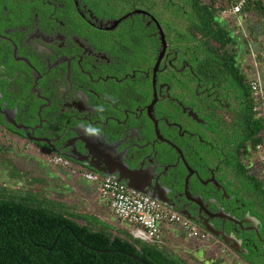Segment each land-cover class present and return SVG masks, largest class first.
Returning <instances> with one entry per match:
<instances>
[{"label":"flooded vegetation","instance_id":"af4514ba","mask_svg":"<svg viewBox=\"0 0 264 264\" xmlns=\"http://www.w3.org/2000/svg\"><path fill=\"white\" fill-rule=\"evenodd\" d=\"M95 6L0 0V130L80 173L124 178L242 263L264 264L253 184L264 178L250 170L264 144L255 158L236 127L248 91L150 10ZM137 10L147 14L116 25Z\"/></svg>","mask_w":264,"mask_h":264},{"label":"trees","instance_id":"16d2710c","mask_svg":"<svg viewBox=\"0 0 264 264\" xmlns=\"http://www.w3.org/2000/svg\"><path fill=\"white\" fill-rule=\"evenodd\" d=\"M91 1L98 9L110 8L115 16L143 9L150 10L166 27L173 23L177 38H189L200 59H214L210 62H217L218 71H225L244 85L250 102L236 124L243 148L250 142L255 153L257 146L264 144V117L254 111L257 103L251 90L252 76L243 74L237 66V43L232 36L243 30L250 56V47L260 45L253 58L264 66V0H245L241 12L230 19L222 17L232 4L225 0ZM227 20L231 28L224 26ZM240 22L246 23L245 29ZM253 184L264 221V182L258 179ZM132 256L146 264H188L164 244L134 239L119 220L115 226L95 215L80 214L68 203L0 186V264H143Z\"/></svg>","mask_w":264,"mask_h":264},{"label":"rangeland","instance_id":"374dc122","mask_svg":"<svg viewBox=\"0 0 264 264\" xmlns=\"http://www.w3.org/2000/svg\"><path fill=\"white\" fill-rule=\"evenodd\" d=\"M224 26L231 28V21L227 20ZM240 26L245 29L246 23H241ZM237 32H233L232 36L237 43L239 66L243 69L249 68L253 76L255 73L259 74L264 84V66L254 63L253 60L260 45L250 47L253 53L250 56L243 30ZM10 137L0 130V186L15 191L42 194L48 199L68 203L80 214L95 215L106 223L118 225L117 218L100 197L99 186L95 182L86 180L78 173L74 174L71 168L54 164L50 158L41 156L31 145L18 144ZM256 156L258 154L254 153L255 158ZM250 162V170L264 178V163L257 166L254 159ZM121 227L132 236L128 226L121 224ZM163 237L164 245L188 264H244L209 239L206 243L193 244L188 242L183 234L170 236L167 229L164 230Z\"/></svg>","mask_w":264,"mask_h":264},{"label":"built area","instance_id":"2783aa9c","mask_svg":"<svg viewBox=\"0 0 264 264\" xmlns=\"http://www.w3.org/2000/svg\"><path fill=\"white\" fill-rule=\"evenodd\" d=\"M225 1L232 3L231 9L224 10L222 13V17L226 19L239 14L245 4V0ZM251 90L257 103L254 111L264 117V84L259 74L255 73L251 79ZM258 150L261 153L260 159L264 163L263 147L259 146ZM52 161L56 165L71 168L74 174L78 173L88 181L95 182L99 186L102 200L109 205L117 220L131 229L134 239L151 244H164L163 232L165 229H171L179 230L188 242L193 244L198 243L199 245V243L208 241L207 234L199 230L188 219L167 209L161 202L129 188L117 177L100 176L88 172L80 173L77 169H73L66 160L55 158Z\"/></svg>","mask_w":264,"mask_h":264},{"label":"water","instance_id":"95a60500","mask_svg":"<svg viewBox=\"0 0 264 264\" xmlns=\"http://www.w3.org/2000/svg\"><path fill=\"white\" fill-rule=\"evenodd\" d=\"M134 14H143V15H146L147 13L146 12H143V11H140V10H137V11H135V12H133V13H131V14H129V15H127V16H125V17H123L121 20H119V21H117L116 22V25H118L119 23H121L123 20H125V19H127L128 17H130V16H132V15H134ZM160 30H161V34L163 35V32H162V29L160 28ZM163 40V44L165 45V41H164V39H162ZM106 176H112V175H109V174H105ZM119 180L121 181V182H124V178H122V177H120L119 178ZM129 188H131V189H134V190H136V191H138V192H141L139 189H137V188H135V187H133V186H128ZM144 194V193H143ZM133 257V259H135L136 261H138V262H140V263H143V264H146L141 258H139V257H137V256H132Z\"/></svg>","mask_w":264,"mask_h":264},{"label":"crops","instance_id":"0c3cea01","mask_svg":"<svg viewBox=\"0 0 264 264\" xmlns=\"http://www.w3.org/2000/svg\"><path fill=\"white\" fill-rule=\"evenodd\" d=\"M105 203V202H104ZM106 205H108L107 203H105ZM109 207V205H108ZM110 209V207H109ZM111 211V210H110ZM100 218V217H99ZM102 219V218H101ZM170 233V236H173V237H177L178 234H182L179 230H171V229H167Z\"/></svg>","mask_w":264,"mask_h":264},{"label":"clouds","instance_id":"9594fccd","mask_svg":"<svg viewBox=\"0 0 264 264\" xmlns=\"http://www.w3.org/2000/svg\"><path fill=\"white\" fill-rule=\"evenodd\" d=\"M90 131L95 132L96 130L95 129H90Z\"/></svg>","mask_w":264,"mask_h":264}]
</instances>
